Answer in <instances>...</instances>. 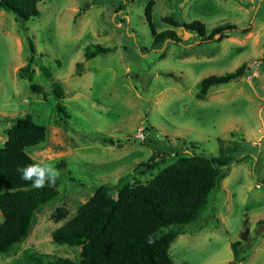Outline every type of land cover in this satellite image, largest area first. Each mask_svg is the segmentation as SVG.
Returning a JSON list of instances; mask_svg holds the SVG:
<instances>
[{"label":"rangeland","instance_id":"obj_1","mask_svg":"<svg viewBox=\"0 0 264 264\" xmlns=\"http://www.w3.org/2000/svg\"><path fill=\"white\" fill-rule=\"evenodd\" d=\"M148 3L40 0L39 15L25 23L0 10V146L12 120L31 114L46 136L27 152L60 194L35 212L28 236L0 254V264H26L25 255L33 253L78 259L76 247L53 242L51 233L77 215L97 186L146 183L178 152L217 155L218 139L224 147L238 145L237 160L200 218L178 228L169 253L176 264H264V230L257 225L264 219V0H154L149 19ZM166 17L201 21L206 37L225 24L239 29L201 41ZM241 27L250 30L242 33ZM152 29H171L182 40L153 45ZM30 43L42 92L31 91L19 75L31 56ZM95 44L113 50L86 59V47ZM242 64L239 78L196 96L203 78L235 72ZM53 80L62 83L61 98ZM182 143L196 149L184 150ZM154 151L167 153L154 157L164 161L137 169ZM236 240L251 245L242 261L234 258Z\"/></svg>","mask_w":264,"mask_h":264},{"label":"trees","instance_id":"obj_2","mask_svg":"<svg viewBox=\"0 0 264 264\" xmlns=\"http://www.w3.org/2000/svg\"><path fill=\"white\" fill-rule=\"evenodd\" d=\"M153 1L149 0L145 11L148 19ZM39 2L0 0V10L11 12L17 21L25 23L39 15ZM165 20L198 35L201 41L214 39L216 34H219V40L224 31L239 29L233 24H225L215 27L206 37L205 25L199 20L180 22L173 17H166ZM249 30L248 27L240 28L242 33ZM153 36V45L163 44L166 40H182L171 29L159 33L153 30ZM29 45L31 56L27 64L19 69V75L29 82L31 91L42 92V86L34 79L32 64L35 51L32 44ZM112 50L100 44L87 46L85 58ZM245 68L246 65L242 64L235 72L203 78L196 96L203 98L212 86L229 82L232 77L241 75ZM42 71L49 76L47 68H42ZM167 75L173 76V73L168 72ZM52 84L55 96L61 98V81L53 80ZM56 107L67 116L60 102L56 103ZM45 136V127L26 113L12 120L7 139L0 146V212L3 217L0 222V254L8 253L22 243L30 232L35 212L59 198V191L51 177L27 152L28 147L44 141ZM95 138L111 140L107 137ZM218 144L215 156L196 151L189 155L178 152L179 156L173 162L146 183L131 185L121 181L97 186L77 215L51 233L53 242L76 247L78 259L59 256L45 259L43 254L33 253L25 255L26 264H176L169 247L179 234L178 228L200 218L220 180L237 160L233 154L239 150L238 145L224 147L223 139H218ZM181 146L184 150L196 149L194 145L188 147L182 143ZM164 154L167 153L154 151L147 161L137 165V169L158 166L164 158L160 156V161H156L154 157ZM59 166H64V162H60ZM257 225L263 226L264 230V219L259 220ZM250 246V242H231L235 260H244V253Z\"/></svg>","mask_w":264,"mask_h":264},{"label":"water","instance_id":"obj_3","mask_svg":"<svg viewBox=\"0 0 264 264\" xmlns=\"http://www.w3.org/2000/svg\"><path fill=\"white\" fill-rule=\"evenodd\" d=\"M235 78H239V76H236ZM235 78H232V79H235ZM234 264H237V263L234 262Z\"/></svg>","mask_w":264,"mask_h":264},{"label":"built area","instance_id":"obj_4","mask_svg":"<svg viewBox=\"0 0 264 264\" xmlns=\"http://www.w3.org/2000/svg\"><path fill=\"white\" fill-rule=\"evenodd\" d=\"M143 135H142V133L140 134V137H142Z\"/></svg>","mask_w":264,"mask_h":264}]
</instances>
